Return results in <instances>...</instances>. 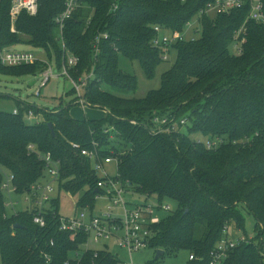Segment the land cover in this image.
<instances>
[{
  "label": "trees",
  "instance_id": "obj_1",
  "mask_svg": "<svg viewBox=\"0 0 264 264\" xmlns=\"http://www.w3.org/2000/svg\"><path fill=\"white\" fill-rule=\"evenodd\" d=\"M39 1L38 14L21 13L13 31L12 0H0V52L27 43L43 49L61 68L66 56L55 18L66 0ZM210 1L82 0L66 21L63 41L80 59L71 69L73 78L94 72L83 96L107 114L76 119L71 104L51 109L19 100L17 113L0 110V264H120L118 255L108 250H86L79 260L72 257L86 237L71 240L59 229L55 215L60 214V195L45 213V227L34 222L36 209L8 214L1 188L6 176H14L17 194L31 193L46 175L39 154L48 153L60 161V193L81 194L79 207L96 208L99 178L71 142L89 149L96 142L102 157H116L121 180L136 194L175 203L153 226L150 247L156 252L187 249L202 258L188 264H207L227 225L246 233L247 211L255 219V235L224 264H264V25L247 20L250 4L231 14H203L198 38L173 46L176 58L162 74L160 86L141 98L126 95L138 89L139 81L121 68L122 58L137 61L145 76L154 79L164 61L163 51L153 46L155 27L182 32ZM245 22L246 31L240 32ZM98 32L109 33V38L102 39L96 56L93 41ZM242 39L241 51L233 53V43ZM46 68L43 61L7 66L0 59V73L9 75ZM102 83L113 90L103 89ZM31 110L42 120L28 123ZM165 114L177 120L187 117L189 123L183 132L152 133V118ZM199 137L223 141L208 149L198 143ZM45 254L51 255L50 261Z\"/></svg>",
  "mask_w": 264,
  "mask_h": 264
},
{
  "label": "built area",
  "instance_id": "obj_2",
  "mask_svg": "<svg viewBox=\"0 0 264 264\" xmlns=\"http://www.w3.org/2000/svg\"><path fill=\"white\" fill-rule=\"evenodd\" d=\"M247 3L250 4V12L247 20H253L258 24L264 25V0H211L206 8L200 11L197 16L196 22L189 21L186 24L184 31H173L170 29H164L161 26H156V37L153 40V46L163 51V60H168L170 52L174 51V45L183 40H194L198 38L202 29L201 17L203 14L208 16H215L218 14H231L234 10L244 7ZM82 5V0H66L65 7L56 18L55 23L60 31V39L63 42L64 53L66 61H64L61 70L62 74L66 75L73 84V88L76 90L79 102L86 107L89 105L87 99L83 96L84 87L87 82L93 78L94 72L80 77L75 80L71 74V69L78 65L79 57L67 49L63 41V31L67 19L72 17L74 12ZM40 6L39 0H12L10 15L12 20V30L15 31L16 22L21 13L27 12L28 14L35 16L38 14ZM247 22V21H246ZM246 22L241 27L240 32L246 31ZM196 23V25H195ZM194 32L191 34L190 31ZM239 33V32H238ZM240 34V33H239ZM109 33L98 32L94 38L95 55L97 56L100 51V43L102 39H108ZM242 41L235 40L232 48L236 53H239L242 48ZM172 50V51H171ZM0 59L4 65L7 66H19L24 64H31L36 61H43L47 68L43 73L45 79L42 81V85H45L54 74L52 65L49 60L39 57L32 50H16L12 47L4 48L0 52ZM40 95V91L37 92ZM17 113V109L14 110ZM36 117L35 113L31 110L26 115V118L32 119ZM133 124H138V121L131 120ZM189 119L183 117L177 120L176 115L165 114L155 115L152 118L151 132L154 134L159 133H175L183 132L187 127ZM113 129L107 128L105 132ZM198 143L204 144L208 149L216 148L223 140L221 138L209 139L199 137ZM71 146L74 150L78 151L82 157L89 160L92 163L93 171L98 176L96 200L100 198L109 199L111 204L107 205L99 214L89 207H79L78 201L76 209L73 214L65 216L63 214L57 215L59 220V229L70 234V239L75 240L78 236L84 235L86 241L82 244L81 249L73 254V258L78 260L82 258V253L86 250H108L110 251L108 243L113 241L116 245L125 248L131 259L129 261L120 260V264H135L132 255L134 252H143L150 247L153 226L160 221L162 213L170 211L171 206L167 202H152L150 198L145 196L144 202L141 203H129L125 194H136L129 182L121 180L118 170L116 174H110L107 165L115 162L118 163L116 157L106 156L102 157L98 144L94 142V148H83L81 144L77 142H71ZM35 147L33 144L29 145V149L33 150ZM39 157L45 161L46 173H48L54 181L59 180L60 177V161L54 160L51 153L39 154ZM118 168V165H117ZM14 176L8 174L5 181L2 183L1 188L3 192L16 193V186L13 184ZM72 194L70 191H66ZM56 193V194H55ZM30 197L27 198L31 201L33 206L30 209L34 211V222L42 227L47 225L45 213L50 210V203L52 199L60 195L59 184L55 186L54 182H48L46 184L38 182L32 187V192L28 193ZM55 194V195H54ZM72 196V195H71ZM12 203H6L7 208ZM52 209V208H51ZM245 235L235 236L231 234V226L227 225L223 230L222 238L216 243L215 247L210 251L208 255L207 264H224L226 259L230 256V253L237 247L244 243L250 242ZM92 243L99 244L104 243V248H92ZM51 245H54V240H51ZM264 255V249L262 251ZM45 257L50 261L51 255L45 254ZM202 259L196 254L191 253L189 260ZM69 264V261L66 262ZM145 264H149L146 262Z\"/></svg>",
  "mask_w": 264,
  "mask_h": 264
},
{
  "label": "rangeland",
  "instance_id": "obj_3",
  "mask_svg": "<svg viewBox=\"0 0 264 264\" xmlns=\"http://www.w3.org/2000/svg\"><path fill=\"white\" fill-rule=\"evenodd\" d=\"M196 19L192 21L196 22ZM196 25V23H195ZM191 34H194L193 30L190 31ZM16 50H32L39 57L49 60L47 53L43 49L35 48L27 43H21L12 47ZM233 49V48H232ZM172 51V50H171ZM233 53H236L233 49ZM168 60H165L158 66L156 70V75L154 79H148L137 61L130 62L122 58L121 68L125 71L133 72L137 75L139 86L135 92L127 93V96L141 98L144 97L147 92L151 89L158 88L161 83L162 74L169 69L176 58L175 51L170 52ZM50 61V60H49ZM56 76H52L49 81L42 85V81L45 79L43 73L35 74H25L24 76H15L0 73V110L11 111L14 110L17 106V101H26L32 105L45 108H59L62 106L72 105L70 108V114L73 118L76 119H86V118H101L106 115V111L92 104L84 107L80 102L77 94H73L71 89L73 88L72 82L69 78L62 74V70L57 66L55 60L50 62ZM100 87L106 90H113L111 85L106 83L100 84ZM38 90L40 95L37 94ZM28 123L34 124L42 120V116H36L32 119H26ZM186 128V127H185ZM227 138V137H225ZM236 142V141H235ZM110 174H116L117 165L115 162L107 165ZM53 181L55 186L58 187L59 180L54 181L53 178L46 173L45 177L42 178L39 182L46 184ZM87 188V187H86ZM84 192V190L82 191ZM56 194V193H55ZM54 194V195H55ZM72 195V196H71ZM81 194H69L65 190H62L60 194L61 198V207L60 212L65 216H69L74 213L76 209V202L79 201ZM30 197V194H17L12 193L8 194L4 192V199L6 203H12L8 207V214H16L21 210L30 209L34 203L28 201L27 198ZM125 198L129 203H141L144 202V195H132L125 194ZM150 201L159 202L155 195L151 196ZM111 202L109 199L100 198L97 200L95 212L99 214L103 209L110 205ZM172 207H175L174 202H170ZM245 213V230L246 233L237 229L235 224L231 225V234L235 236L247 234L248 239H253L255 235V219L252 214ZM164 214V213H162ZM162 214H160L162 216ZM110 251L113 254H117L119 259L122 261H129L131 259L128 251L116 245L113 241L108 243ZM92 248H104V243L90 245ZM190 252L187 249H181L174 253H166L163 257H160L156 262V250L149 247L143 252H134L132 258L135 264H145L146 262H154L155 264H188L189 263ZM1 258V257H0Z\"/></svg>",
  "mask_w": 264,
  "mask_h": 264
},
{
  "label": "water",
  "instance_id": "obj_4",
  "mask_svg": "<svg viewBox=\"0 0 264 264\" xmlns=\"http://www.w3.org/2000/svg\"><path fill=\"white\" fill-rule=\"evenodd\" d=\"M48 126L50 128V130L53 132V134L55 135V129H54V125L52 122L48 123ZM19 226L18 224L15 225V227ZM164 254V250L163 249H159L156 252V258L159 259L162 255Z\"/></svg>",
  "mask_w": 264,
  "mask_h": 264
},
{
  "label": "crops",
  "instance_id": "obj_5",
  "mask_svg": "<svg viewBox=\"0 0 264 264\" xmlns=\"http://www.w3.org/2000/svg\"><path fill=\"white\" fill-rule=\"evenodd\" d=\"M106 114H107V112H106ZM104 117V116H103Z\"/></svg>",
  "mask_w": 264,
  "mask_h": 264
}]
</instances>
